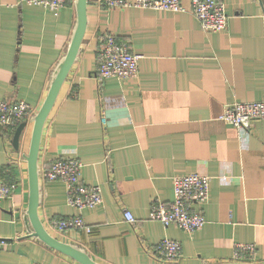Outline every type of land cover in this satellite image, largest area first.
<instances>
[{
    "label": "crops",
    "instance_id": "obj_1",
    "mask_svg": "<svg viewBox=\"0 0 264 264\" xmlns=\"http://www.w3.org/2000/svg\"><path fill=\"white\" fill-rule=\"evenodd\" d=\"M227 25L204 31L188 12L108 8L87 0L80 52L43 124L37 215L55 238L100 264H264V120L237 128L218 119L225 104L264 99V0H222ZM187 5L189 0H182ZM75 22L73 0L54 12L26 0H0V100L41 105ZM111 34L140 55L137 74L96 79L99 37ZM19 137L0 131V178L13 179L0 200V264H80L27 235L24 154ZM13 133V132H12ZM60 156L82 162L81 180L98 184L101 202L77 210L65 185L42 170ZM209 176L208 197L193 204L201 228L185 231L149 218L153 199H173V177ZM129 210L135 220H124ZM79 214L89 232L55 230L58 217ZM163 238L181 249L173 261L151 255ZM237 244L252 254L233 258ZM232 258V259H231Z\"/></svg>",
    "mask_w": 264,
    "mask_h": 264
},
{
    "label": "built area",
    "instance_id": "obj_2",
    "mask_svg": "<svg viewBox=\"0 0 264 264\" xmlns=\"http://www.w3.org/2000/svg\"><path fill=\"white\" fill-rule=\"evenodd\" d=\"M28 3L41 4L57 12L71 0H26ZM108 8H151L156 10L188 12L198 21L204 31L222 30L227 25L228 16L222 0H189L187 5L182 0H101ZM96 79L101 82L107 77L129 78L137 74L139 54L130 51L126 42L116 39L111 34L99 37L96 48ZM35 113V108L25 100H0V131L10 134L22 121H28ZM221 121L237 128L248 129L255 120H264V99L252 101H234L225 104L217 116ZM82 162L71 156H60L52 160L42 170L46 180H59L65 185L66 202L77 210L93 208L101 202V189L98 184L89 185L81 180ZM16 181L0 178V200L11 195ZM209 176L190 172L173 177V199L165 203L153 199L150 203L149 218L161 222L164 226L174 224L185 231L201 228L204 217L193 204H202L208 197ZM124 220L134 222L129 210L123 212ZM55 230L68 229L89 232L90 227L79 214L62 216L54 219ZM0 237V248L6 244ZM180 243L176 239L163 238L151 250V255L167 261L180 256ZM254 244H237L233 258L241 254H252ZM232 259V258H231Z\"/></svg>",
    "mask_w": 264,
    "mask_h": 264
},
{
    "label": "water",
    "instance_id": "obj_3",
    "mask_svg": "<svg viewBox=\"0 0 264 264\" xmlns=\"http://www.w3.org/2000/svg\"><path fill=\"white\" fill-rule=\"evenodd\" d=\"M73 3L75 8V22L67 49L53 70L47 93L41 105L35 114L30 118L32 127L29 147L27 153L24 154L27 168L28 202L26 212L23 216V221L25 228L28 231L27 235L37 237L47 246L66 254L78 261L80 264H100L93 260L78 246L62 242L52 236L44 228L37 215V207L40 201L39 167L37 160L43 124L56 100L61 85L63 84L71 66L80 52V45L86 28L87 0H73ZM25 125L26 121L20 122L12 133L11 143L16 149L18 148L19 137Z\"/></svg>",
    "mask_w": 264,
    "mask_h": 264
},
{
    "label": "rangeland",
    "instance_id": "obj_4",
    "mask_svg": "<svg viewBox=\"0 0 264 264\" xmlns=\"http://www.w3.org/2000/svg\"><path fill=\"white\" fill-rule=\"evenodd\" d=\"M34 114H35V113H34ZM34 114H33V115H34ZM33 115H32V116H33Z\"/></svg>",
    "mask_w": 264,
    "mask_h": 264
}]
</instances>
